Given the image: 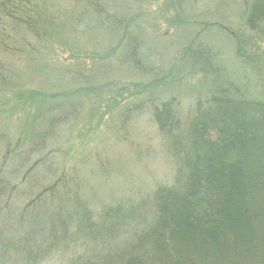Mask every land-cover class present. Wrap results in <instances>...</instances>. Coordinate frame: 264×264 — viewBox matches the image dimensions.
<instances>
[{"label":"rangeland","instance_id":"1","mask_svg":"<svg viewBox=\"0 0 264 264\" xmlns=\"http://www.w3.org/2000/svg\"><path fill=\"white\" fill-rule=\"evenodd\" d=\"M86 1L24 0L21 26L17 21L0 22V106L14 91L38 90L65 94L73 113L60 132L41 128L38 138L18 147L28 113L22 107L2 108L0 157L6 149L15 150L9 160L1 159L0 177L16 186L13 199L21 204L63 174L66 180L58 179L50 210L64 198L80 208L86 205L83 211L91 209L93 216L105 207L135 206L125 247L142 243L135 254L142 260L156 249L151 253L154 262L175 264L163 254L169 238L179 252L190 244L196 250L190 259L205 263V250L212 247L206 240L209 230L204 227V233H198L189 226V198L179 192L182 175L193 176L199 152L210 158L247 142L250 151L258 145L264 149V134L255 136L259 126L264 128L260 119L257 126H249L250 136L235 142L230 123L244 124L247 117L229 118L234 110L264 107V0H91L101 5L100 14ZM27 22L39 26L42 33L31 32L34 38ZM45 28L51 31L45 33ZM170 101L179 120L172 131V136L177 135L174 147L153 115L155 104ZM199 130L211 140H195ZM226 139L229 142L217 143ZM181 142L183 149L178 151ZM203 162L198 164H214ZM227 167L229 182L237 186L245 167ZM160 188L172 191L169 195L179 192L185 205L174 209L166 201L156 207ZM248 203L252 220L253 211L263 209L264 191L254 192ZM155 211L158 215L151 217ZM12 212L10 208L0 211L2 228L7 219L14 221ZM260 224L264 235V219ZM162 242L164 247H159ZM119 247L114 245L109 264L128 259L124 248V259L119 258ZM93 249L85 258L93 259ZM239 255L236 248L231 254L223 249L221 263L239 264ZM261 259L249 263L264 264ZM68 261L65 256L52 257L46 264Z\"/></svg>","mask_w":264,"mask_h":264},{"label":"trees","instance_id":"2","mask_svg":"<svg viewBox=\"0 0 264 264\" xmlns=\"http://www.w3.org/2000/svg\"><path fill=\"white\" fill-rule=\"evenodd\" d=\"M92 1L87 0L86 2L89 3V6H92L90 8L94 12L99 13V7L101 5H95ZM24 7V0H1L0 22L2 20H8L10 22L17 21L18 23L16 24L21 26L24 22L18 20H22V14L26 10ZM108 13L110 14V12ZM27 23L32 25V27H27L30 29L28 30V32L30 31L29 33H35V36L42 33L39 26L31 22ZM55 24L57 23L55 22ZM48 25L51 27L50 24ZM44 30L45 33L51 31L46 28ZM35 36L34 38H36ZM30 42L32 46L40 49V45H34L31 40ZM3 49L5 50V48ZM65 101L69 100L62 93L59 95H55V93L50 95L39 92L38 90L14 91L10 100H5L2 104L3 107L0 106V113H2V108L15 109L22 107V110L27 111L29 120L24 131L18 138L17 145L19 147L22 142L27 143L30 138H38L37 130L41 128H44L50 133L53 130H56L57 133L60 132L65 122L69 121L73 116L70 110L71 106ZM172 102L155 104L153 106V115L155 113L156 116L154 118L159 130L171 138L174 147V137L176 138L177 135L172 136L174 135L172 131L175 128H173L174 123H177L179 120L177 119V113L174 111ZM162 106L163 109L160 108ZM62 108L64 110L59 111ZM127 111H130V107ZM241 112H236L235 110L230 112L231 117L229 118L235 117L236 114L240 116L242 114V117H247L244 124H241L240 120L230 123L234 124V128L231 131L233 139L231 140L235 142H238V138L242 139L241 142L244 137L247 138L249 135L248 131L250 130L249 126H257L258 119L264 124V107L258 106L253 109H244ZM198 132L195 140L202 142L211 140L206 135L207 133L203 134L200 130ZM255 132V136L258 137V132L264 134V128L259 126ZM43 135L40 139L42 137L44 138ZM0 136H2V133H0ZM191 142L193 143V141ZM213 142L216 144L215 141ZM224 142L229 141L226 139L225 141L221 140L217 143L221 144ZM37 143L39 144V141ZM182 143L179 146L177 145L178 151L183 149ZM244 144H240L235 150L228 149V151H224L223 153H214L213 157L210 158L204 157L199 152L197 153L199 161L196 162L195 160V166L192 168L194 169L193 176H190L188 173L184 174L189 176L182 175L181 182H183V186L179 192L189 198L186 204L187 211L189 212V226L193 227V230L198 233H204V227H206L209 230L206 240L212 247L205 250L207 253L205 255V263H201L199 260L196 262L189 257L196 253L195 249L189 248L192 247L190 244L186 245L185 249L183 247L184 250L182 249L183 251L179 252L177 249H173L168 238V242L160 243L159 247H164L165 243L166 250L163 251V254L170 255L172 257L171 261H174L175 264L177 262L178 264H213V261L215 264H222L223 249L230 250L231 254L235 248L238 254L240 253L239 264H250L249 261L253 258L264 259V235L260 233V230L263 229L260 227V222L261 219H264V206H262L263 209L257 210L256 212L253 211L252 220L246 210L249 205L250 195L257 190L264 191V149L261 150V145H258V147L250 151L246 148L248 142ZM14 150L13 147L2 152L0 161L3 159V156H6L7 159L8 156L11 157L13 155L11 151L13 152ZM202 159L206 163L213 160L214 164L199 165L198 162L202 163ZM21 160H24V157ZM238 164L245 168L242 170L244 173L241 174L239 184L235 186L229 182L231 175L230 169L227 166H236ZM30 173L31 169L28 168V174ZM60 175L57 181L58 179L59 182L63 181L62 179L66 180L63 174ZM57 181L50 185H43L41 187L39 185L38 192L26 198L27 200L24 202L21 201V204H19L14 202L13 199V191H16V186L11 185V181L7 178L0 177V203L4 202V205L0 207V211L4 208H10L13 210L12 217L14 220L10 222L7 219L4 223V228L0 226V264H46L52 257L63 256L69 259L66 264H109L114 259L111 252L114 245H121L119 247V253L122 254H119L121 260L124 259L122 249L124 248L123 250L129 251V264H157L151 256L152 251L155 252L156 249H151L150 254L142 260L135 255L142 246V243L138 244L137 242V244L129 248L124 246L129 241L127 238L124 240L128 232L127 225L133 223L132 215L136 212L137 207L131 206L129 210L127 208L122 210L112 206L105 207L101 212L93 216L92 214L95 213L93 210L83 211L86 205L80 208L76 206L75 201L71 198H64L62 201H57L55 203L57 207L50 210V207H53V205L49 201L53 197V194L58 191L57 187L59 186V182ZM161 189L158 193L159 201L156 200V207L159 205L161 207V203L166 201L168 205L175 206L174 209H177L180 203L182 206L185 205V200L182 196L180 197L179 192L169 195L172 191ZM17 191L20 193L19 190ZM160 193L162 199L159 198ZM174 195H177V200H174ZM59 204H61V207H64L62 210L57 209L59 208ZM147 208L151 207L149 206ZM139 210L144 213V209L139 208ZM140 215L142 220L143 215ZM150 215L153 217L158 214L155 211ZM7 222H10L11 230H9L10 226L6 227ZM229 226L231 227L230 229ZM241 226L242 228H240ZM243 226L247 228L251 227L252 230H247ZM254 226L258 229H253ZM141 227L137 228L140 229ZM240 233H242L241 236ZM120 240H124L123 244ZM185 240L183 238V241ZM156 246H158V242ZM93 247V259L87 256L85 258L84 254L87 252L90 253L89 249ZM215 252L216 257L213 259ZM219 258L220 261H218ZM128 259H124L121 264H128ZM135 259H139L138 261L140 262H135ZM149 259L153 260L145 261Z\"/></svg>","mask_w":264,"mask_h":264}]
</instances>
